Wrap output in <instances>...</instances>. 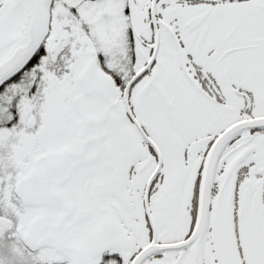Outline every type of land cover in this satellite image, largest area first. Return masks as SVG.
Here are the masks:
<instances>
[{
    "label": "snow or ice",
    "instance_id": "snow-or-ice-1",
    "mask_svg": "<svg viewBox=\"0 0 264 264\" xmlns=\"http://www.w3.org/2000/svg\"><path fill=\"white\" fill-rule=\"evenodd\" d=\"M0 264H264V0H0Z\"/></svg>",
    "mask_w": 264,
    "mask_h": 264
}]
</instances>
